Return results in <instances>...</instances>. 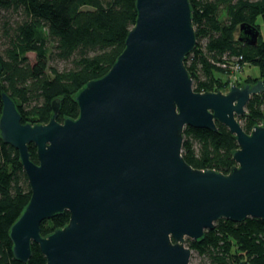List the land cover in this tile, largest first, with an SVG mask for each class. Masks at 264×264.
<instances>
[{
	"label": "water",
	"instance_id": "obj_1",
	"mask_svg": "<svg viewBox=\"0 0 264 264\" xmlns=\"http://www.w3.org/2000/svg\"><path fill=\"white\" fill-rule=\"evenodd\" d=\"M135 8L109 71L74 96L77 118L59 122L54 99L47 123H23L0 94V139L17 150L30 187L8 232L21 263L36 244L45 264H189L186 239H201L220 219H264V119L249 132L237 120L264 84L195 91L184 63L196 45L189 1L135 0ZM259 37L240 24L238 40ZM216 123L237 142L226 174L182 156L186 126L217 131ZM65 211L69 221L43 236L41 223Z\"/></svg>",
	"mask_w": 264,
	"mask_h": 264
},
{
	"label": "trees",
	"instance_id": "obj_2",
	"mask_svg": "<svg viewBox=\"0 0 264 264\" xmlns=\"http://www.w3.org/2000/svg\"><path fill=\"white\" fill-rule=\"evenodd\" d=\"M188 1L196 45L184 63L194 90H225V75L233 64L260 68L259 76L237 85L257 80L264 84V39L259 37L255 45L238 40L240 24L258 29L256 18L264 17V0ZM136 16L135 0H0V94L7 93L15 102L23 123H47L54 99L60 100L59 122L77 118L74 96L88 81L109 71ZM1 106L0 98V113ZM263 119L264 92L252 95L244 114L237 117L245 132ZM216 126L217 131L186 126L182 156L193 168L226 174L235 164L232 152L237 142L225 126ZM29 152L37 163L33 144ZM29 198L18 152L0 139V264H24L14 259L8 232ZM68 221L67 211L43 221L41 234ZM185 245L202 257L203 264H264V219H220L201 239H186ZM25 264H45L36 244Z\"/></svg>",
	"mask_w": 264,
	"mask_h": 264
},
{
	"label": "rangeland",
	"instance_id": "obj_3",
	"mask_svg": "<svg viewBox=\"0 0 264 264\" xmlns=\"http://www.w3.org/2000/svg\"><path fill=\"white\" fill-rule=\"evenodd\" d=\"M256 24L258 25V29L260 32V38L264 39V17L262 15L258 16L256 18ZM29 59L33 61L34 54H29ZM63 65L62 63H59V66ZM260 75V68L258 66L252 65V64H245L241 71L238 73L239 81L242 82L248 77H252L251 80L254 79V77ZM189 264H203V259L200 257L196 252L191 251V257Z\"/></svg>",
	"mask_w": 264,
	"mask_h": 264
},
{
	"label": "built area",
	"instance_id": "obj_4",
	"mask_svg": "<svg viewBox=\"0 0 264 264\" xmlns=\"http://www.w3.org/2000/svg\"><path fill=\"white\" fill-rule=\"evenodd\" d=\"M223 66L224 68H227L226 65H223ZM243 66L244 65L241 66L239 64H233L229 66V69L227 70V73L225 75L227 86H226V89L223 90V92H226L228 90L229 85L237 84V82L239 81L238 73L239 71H241Z\"/></svg>",
	"mask_w": 264,
	"mask_h": 264
}]
</instances>
